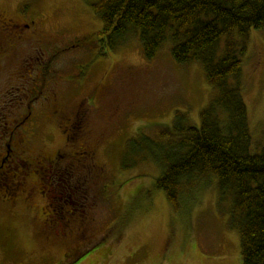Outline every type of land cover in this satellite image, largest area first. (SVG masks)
Instances as JSON below:
<instances>
[{"label": "rangeland", "instance_id": "rangeland-1", "mask_svg": "<svg viewBox=\"0 0 264 264\" xmlns=\"http://www.w3.org/2000/svg\"><path fill=\"white\" fill-rule=\"evenodd\" d=\"M88 2L0 0V9L12 17H21L20 11L41 17L57 39L40 49L45 87L37 99L46 111L50 101H44L55 90L62 104L78 101L96 164L80 165L76 189L67 190L72 200H53L84 210L89 224L83 245L63 261L69 241L43 227L42 197L22 202L18 217L0 201V264H244L235 195L222 197L212 177L184 192L176 209L155 186L158 162L131 140L144 129V140L153 146L159 124H172L177 111H188L200 124V112L213 95L203 68L196 61L176 62L170 40L146 58L134 30L111 48ZM235 37L240 44L245 40L242 88L255 153L264 147V31L252 28L246 38ZM68 89L74 96H64Z\"/></svg>", "mask_w": 264, "mask_h": 264}, {"label": "trees", "instance_id": "trees-1", "mask_svg": "<svg viewBox=\"0 0 264 264\" xmlns=\"http://www.w3.org/2000/svg\"><path fill=\"white\" fill-rule=\"evenodd\" d=\"M88 4L101 18L100 34L111 48L125 43L134 30L146 58L155 57L170 40L176 62L201 65L213 95L200 112V124L188 111H177L172 124H159L153 146L144 140V129L131 140L158 162L155 186L166 192L176 209L184 192L212 177L222 197L234 194L243 262L264 264V147L251 150L242 88L246 46L245 40L240 44L235 37L246 38L252 28L264 31V0H89Z\"/></svg>", "mask_w": 264, "mask_h": 264}, {"label": "flooded vegetation", "instance_id": "flooded-vegetation-1", "mask_svg": "<svg viewBox=\"0 0 264 264\" xmlns=\"http://www.w3.org/2000/svg\"><path fill=\"white\" fill-rule=\"evenodd\" d=\"M20 15L12 17L0 9V201L12 217H18L22 202L42 197L43 227L53 237L69 241L62 259L67 261L83 245L89 219L84 210L55 205L53 200H72L73 194L67 190L76 189L78 168L96 164L78 101L70 99L71 106L62 104L56 90L44 101L51 102L48 111L38 101L45 87L39 76L44 69L40 49H44V41L57 43V39H51L41 17H28L23 11ZM74 93L66 90L64 96Z\"/></svg>", "mask_w": 264, "mask_h": 264}]
</instances>
